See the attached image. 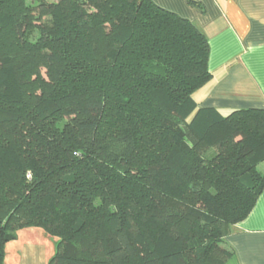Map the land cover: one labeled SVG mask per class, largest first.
Here are the masks:
<instances>
[{
	"label": "trees",
	"instance_id": "1",
	"mask_svg": "<svg viewBox=\"0 0 264 264\" xmlns=\"http://www.w3.org/2000/svg\"><path fill=\"white\" fill-rule=\"evenodd\" d=\"M209 53L153 0H0V264L28 227L50 264L227 263L264 108L198 107Z\"/></svg>",
	"mask_w": 264,
	"mask_h": 264
},
{
	"label": "crops",
	"instance_id": "2",
	"mask_svg": "<svg viewBox=\"0 0 264 264\" xmlns=\"http://www.w3.org/2000/svg\"><path fill=\"white\" fill-rule=\"evenodd\" d=\"M193 22L208 38L211 80L194 93L198 107L222 115L264 108V0H153ZM259 169L264 172V162ZM58 238L39 227L18 231L4 264H50ZM232 264H264V190L251 213L224 239Z\"/></svg>",
	"mask_w": 264,
	"mask_h": 264
},
{
	"label": "rangeland",
	"instance_id": "3",
	"mask_svg": "<svg viewBox=\"0 0 264 264\" xmlns=\"http://www.w3.org/2000/svg\"><path fill=\"white\" fill-rule=\"evenodd\" d=\"M32 35L33 36H36L37 35V30H34L33 32H32ZM230 260V259H229ZM227 261V263L226 264H232V263H230L231 261Z\"/></svg>",
	"mask_w": 264,
	"mask_h": 264
}]
</instances>
